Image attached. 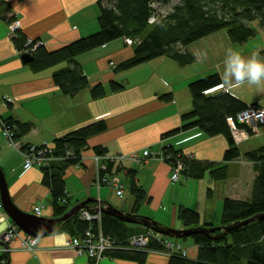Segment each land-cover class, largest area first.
<instances>
[{"label":"crops","instance_id":"crops-1","mask_svg":"<svg viewBox=\"0 0 264 264\" xmlns=\"http://www.w3.org/2000/svg\"><path fill=\"white\" fill-rule=\"evenodd\" d=\"M99 12L98 0H0V115L7 121L32 123L30 133L19 137L23 146L46 142L55 147L56 138L96 120H106L108 129L87 140L82 151V164L70 165L65 170L70 209L84 201L92 210L98 204L105 207L109 204L124 213L149 217L165 227L185 229L188 227L178 217V208L185 206L200 213L198 226H221L226 198L248 200L252 196L256 171L254 163L244 155L227 162L229 174L222 180H214L207 173L202 178L183 177L174 182L170 180L171 165L158 156L151 157L142 166L131 159L110 162L108 172L117 174L125 185V195L120 197L107 184L97 187L95 150L103 147L108 155L141 153L144 149L161 152L164 146L171 144L198 160L223 162L229 146L223 135H207L198 127L163 135L183 125L182 116L192 110L190 82L212 73L221 76L228 48L239 50L245 56L253 51L261 53L264 27L259 28L258 23H253L258 27V34L243 44L232 42L227 29L203 37L186 47L195 57L186 66L164 56L116 72L115 67L121 61L134 55L133 45L127 44L124 38L82 53L76 56L77 61L91 87L101 82L107 89V94L98 99L91 98L90 87L75 95L64 94L52 78L55 70L67 64L34 71L22 60V53L10 35V23L17 17L21 21V33L41 38L46 48L55 50L97 32L100 29ZM112 81L122 83L124 88L111 91ZM224 91L248 105H264V82L259 85L245 82ZM7 98L11 101H6ZM237 145L243 154L263 146L264 125L258 134H250ZM22 154L8 145L0 125V168L12 202L16 208L33 214L34 206L43 204L40 216L55 217L52 193L43 182L42 167L24 168ZM132 180L146 192L143 201L136 202L131 192ZM12 220L6 212L0 220V236ZM57 226L55 232L39 238L35 251L25 250L21 241L14 239L6 264H95L87 255H78L73 249L66 248V239L72 234L61 228V223ZM132 228L141 229L139 226ZM168 237L181 244L189 259L197 260L199 246L193 238L173 241L171 236ZM2 259L4 257L0 255V261ZM169 260L170 256L164 251H151L146 264H168ZM98 264L138 263L105 256Z\"/></svg>","mask_w":264,"mask_h":264},{"label":"trees","instance_id":"trees-1","mask_svg":"<svg viewBox=\"0 0 264 264\" xmlns=\"http://www.w3.org/2000/svg\"><path fill=\"white\" fill-rule=\"evenodd\" d=\"M172 1L98 0L100 29L97 32L55 50H49L45 45L37 47L33 52L34 60L28 64L34 71L39 72L65 63L66 66L59 67L53 73L52 79L59 89L64 94L75 95L90 87L91 98L98 99L107 94V89L101 82L91 87L88 76L77 61L76 56L82 53L120 38L125 40L129 38L132 40L134 55L121 61L115 67L116 72L164 56L181 66H186L195 60L194 55L186 48L191 43L227 29L232 42L243 44L258 34V27H264V0H176L177 2L174 3ZM158 3L161 5L172 3V5L168 11L160 13L156 8ZM152 15H156L154 22L150 21ZM254 22L258 23V27L253 25ZM13 39L17 49L24 50L28 38L21 33V30ZM261 55L264 56V47ZM218 84H222L219 73L208 74L190 82L193 108L182 116L183 125L166 132L163 136L177 134L194 127L200 128L207 135H223L229 143L223 155V162L198 160L171 144L164 146L160 154L171 167L177 166L179 162L183 163L181 173L185 178H202L209 173L214 180L226 179L229 174L227 162L244 155L254 163L256 171L252 196L248 200L226 198L220 220L222 225H233L256 215L260 217L244 226L232 229L227 234L219 229L210 233L205 231L193 233L189 237L199 246L197 260L173 254L168 264H264V145L244 154L241 152L232 134L228 117L236 116L237 112H241L248 104L230 92L206 94V90ZM123 88L122 83L117 81L110 83L111 91H119ZM166 97L164 98L167 99ZM7 122L16 127L17 138L30 133L33 126L30 122L12 119ZM239 127L246 128L245 125ZM107 129L106 120L99 119L72 130L53 142L55 159L49 165L42 167L44 172L42 175L44 184L52 193L55 217L63 216L70 210L64 179L66 168L70 165H81L82 151L88 144L87 140ZM95 151L96 154H106L103 147H96ZM131 192L136 197V202L146 198V192L135 180H132ZM78 215L79 212L61 223V228L70 231L76 237L84 235L90 228L94 231L102 230L105 236L115 239L119 247L108 251L106 254L109 257H121L136 261L138 264H146L151 251L165 250V246L153 238L145 248H126L131 236L150 229L142 223L126 222L112 212H104L100 223L82 220ZM127 215L137 222L151 219L135 213ZM178 217L187 227H197L201 223L200 213L190 207L180 206ZM152 221L157 229L166 228L162 223L153 219ZM132 226H139L141 229Z\"/></svg>","mask_w":264,"mask_h":264},{"label":"built area","instance_id":"built-area-1","mask_svg":"<svg viewBox=\"0 0 264 264\" xmlns=\"http://www.w3.org/2000/svg\"><path fill=\"white\" fill-rule=\"evenodd\" d=\"M156 20V15H152L150 18L151 22ZM10 35L12 37L17 35V32L21 30V21L19 18H15L10 23ZM28 39L25 42L24 50L20 53H32L36 50L37 47L44 45V41L41 38L27 37ZM127 44H132V40L127 38ZM113 64V62H112ZM225 87L222 84H218L215 87H212L206 90V94H218L224 92ZM6 101H11L10 98H7ZM229 125L232 129V134L234 135L235 141L238 143L245 139L250 134H258L260 132V127L264 125V105L260 104H249L241 112H237L236 116L228 117ZM0 115V125L3 129V133L6 137L8 145L13 146L17 150L21 151L24 155V168H31L33 166H47L49 163L55 159L54 155V146H50L48 143L41 145H28L23 146L19 141V138L16 136V127L11 125ZM239 125H245L246 128H240ZM161 152H155L151 149H144L141 153L134 152L131 154H95V162L97 164L98 174H97V185L101 187L102 185H109L113 187L116 193L123 197L125 195V185L123 182H120L117 174H111L108 171V166L110 162L120 161L125 159H131L133 163L138 166H142L147 161L154 156L163 157L160 154ZM70 154V152H69ZM192 156L191 154H188ZM164 160V159H163ZM172 181H180L183 178L181 173L183 169V163L179 162L177 166L171 168ZM67 201V200H64ZM34 214L42 215L43 213V204L34 206ZM4 205L0 200V220L6 216V210L3 209ZM102 204H98V207L94 210L89 208H82L79 212V217L82 220L89 221L91 223L98 221L101 222L102 219ZM4 232L3 236H0V255H3L4 259L0 261V264H6V257L8 256L11 248V242L14 239L21 241L22 247L25 250L35 251L39 245V237L28 234L24 232L13 220L8 224L7 229ZM155 239L159 241L163 246H165V254L169 256L173 254H180L182 256L188 257L186 250L181 246L172 242L168 236L161 232H157L153 229H148L141 234L133 235L129 238V245L127 249H140L148 246L150 239ZM66 248L73 249L78 255H87L88 258L94 260L95 264H98L105 256L107 252L113 249L119 248L116 244V240L110 236H105L102 230L94 231L92 228L88 229L84 235H72L65 242Z\"/></svg>","mask_w":264,"mask_h":264},{"label":"water","instance_id":"water-1","mask_svg":"<svg viewBox=\"0 0 264 264\" xmlns=\"http://www.w3.org/2000/svg\"><path fill=\"white\" fill-rule=\"evenodd\" d=\"M21 58L25 63H30L32 62L35 58L34 54L32 53H22ZM0 198L1 201L4 205V208L6 212L11 216V218L14 220V222L26 233L38 236L39 238L55 232V229H57V224L58 223H64L67 220H69L72 216H76L77 212L81 208H87V201H84L82 203L76 204L73 206L67 213H65L63 216L59 217H44L40 215H36L33 213H28L20 210L19 208H16L14 203L12 202V199L9 196L8 193V187L6 183V179L4 177V173L2 169L0 168ZM102 212H112L113 214L119 216L122 220L126 222H131V223H142L143 225L157 231L161 232L167 236L171 237H176V238H184V237H189L193 233L196 232H204L205 233H210L214 232L215 230L219 229L222 230L224 233H229L232 231V229H236L238 227L244 226L251 221L257 219L260 217V215H256L254 217H251L249 219L239 221L236 224L233 225H221V226H197V227H188L185 229H175L172 227H166L164 229H157L154 225V221L152 219L149 220H142L141 222H137L133 218H131L128 213H124L120 211L119 209L107 204V207L103 206L101 208ZM165 227V226H164Z\"/></svg>","mask_w":264,"mask_h":264},{"label":"clouds","instance_id":"clouds-1","mask_svg":"<svg viewBox=\"0 0 264 264\" xmlns=\"http://www.w3.org/2000/svg\"><path fill=\"white\" fill-rule=\"evenodd\" d=\"M222 86L228 89L244 84L259 85L264 82V56L259 51L243 55L239 50L228 48L221 70Z\"/></svg>","mask_w":264,"mask_h":264},{"label":"rangeland","instance_id":"rangeland-1","mask_svg":"<svg viewBox=\"0 0 264 264\" xmlns=\"http://www.w3.org/2000/svg\"><path fill=\"white\" fill-rule=\"evenodd\" d=\"M176 0H173L172 1V3H174ZM178 1V0H177ZM176 1V2H177ZM172 3L171 4H168V5H161V3H158V4H156V8H158V10H159V12L160 13H164V12H166V11H168V9L170 8V6L172 5ZM255 23V22H254ZM257 23V22H256ZM253 25H255V24H253ZM160 159V158H159ZM175 182V181H174ZM178 184H181V182H179ZM97 187H99L98 185H97ZM144 207V206H143ZM142 207V208H143ZM183 239L184 238H179V239H175L174 237H172V240L173 241H183Z\"/></svg>","mask_w":264,"mask_h":264}]
</instances>
